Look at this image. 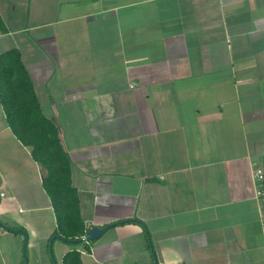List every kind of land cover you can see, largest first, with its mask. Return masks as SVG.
Segmentation results:
<instances>
[{
    "label": "crops",
    "instance_id": "crops-1",
    "mask_svg": "<svg viewBox=\"0 0 264 264\" xmlns=\"http://www.w3.org/2000/svg\"><path fill=\"white\" fill-rule=\"evenodd\" d=\"M12 51L87 232L63 237L0 95V264H264V0H0V64ZM127 219L145 226H108Z\"/></svg>",
    "mask_w": 264,
    "mask_h": 264
},
{
    "label": "trees",
    "instance_id": "trees-1",
    "mask_svg": "<svg viewBox=\"0 0 264 264\" xmlns=\"http://www.w3.org/2000/svg\"><path fill=\"white\" fill-rule=\"evenodd\" d=\"M10 54V60L0 64V95L8 119L23 142L33 146L35 156L48 166L49 175L45 186L56 204L60 220L70 226L63 237L69 242L78 243L87 230L80 226L82 221L78 214L76 215L77 198L71 186L67 154L57 136V127L39 112L31 81L21 63L19 53L12 51ZM126 222H139L145 226L139 219L117 221L108 226ZM3 225L12 230L25 231L23 227ZM63 264H84L81 252L77 249L68 252Z\"/></svg>",
    "mask_w": 264,
    "mask_h": 264
},
{
    "label": "built area",
    "instance_id": "built-area-1",
    "mask_svg": "<svg viewBox=\"0 0 264 264\" xmlns=\"http://www.w3.org/2000/svg\"><path fill=\"white\" fill-rule=\"evenodd\" d=\"M255 178L257 180V195L262 203V210H261V223L263 227V234H264V165L259 164L255 170Z\"/></svg>",
    "mask_w": 264,
    "mask_h": 264
},
{
    "label": "water",
    "instance_id": "water-1",
    "mask_svg": "<svg viewBox=\"0 0 264 264\" xmlns=\"http://www.w3.org/2000/svg\"><path fill=\"white\" fill-rule=\"evenodd\" d=\"M104 229H105L104 227H100V226H94V227L90 228L88 230V233H87V239H89V240L97 239L101 235V233L104 231ZM24 233L26 234V239L24 242V253H25L26 260H28L27 253H26V246H27V242H28V237H27V233L25 231H24ZM52 240H53V238H52ZM80 241H83V238H81Z\"/></svg>",
    "mask_w": 264,
    "mask_h": 264
},
{
    "label": "rangeland",
    "instance_id": "rangeland-1",
    "mask_svg": "<svg viewBox=\"0 0 264 264\" xmlns=\"http://www.w3.org/2000/svg\"><path fill=\"white\" fill-rule=\"evenodd\" d=\"M260 164H263L264 165V156L262 157V159L260 161Z\"/></svg>",
    "mask_w": 264,
    "mask_h": 264
}]
</instances>
